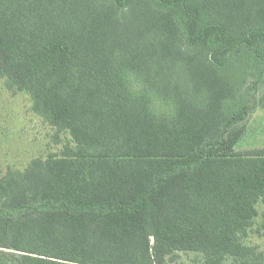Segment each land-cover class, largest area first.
<instances>
[{
  "label": "trees",
  "instance_id": "1",
  "mask_svg": "<svg viewBox=\"0 0 264 264\" xmlns=\"http://www.w3.org/2000/svg\"><path fill=\"white\" fill-rule=\"evenodd\" d=\"M0 79L70 136L0 170V264H264V0H0Z\"/></svg>",
  "mask_w": 264,
  "mask_h": 264
},
{
  "label": "rangeland",
  "instance_id": "2",
  "mask_svg": "<svg viewBox=\"0 0 264 264\" xmlns=\"http://www.w3.org/2000/svg\"><path fill=\"white\" fill-rule=\"evenodd\" d=\"M255 96L256 108L244 121L245 130L235 146L239 151L264 147V83ZM69 139L68 134L57 136L55 129L30 109L27 94L8 92L0 79V170L7 164L22 167L31 157L59 152ZM257 209L248 242L264 253V203H258ZM198 261L194 253L179 252L173 261L165 264H197Z\"/></svg>",
  "mask_w": 264,
  "mask_h": 264
}]
</instances>
